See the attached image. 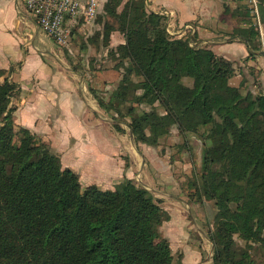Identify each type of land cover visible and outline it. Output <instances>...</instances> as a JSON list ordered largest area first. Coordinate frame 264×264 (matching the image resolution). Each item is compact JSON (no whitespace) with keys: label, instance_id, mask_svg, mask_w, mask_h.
<instances>
[{"label":"trees","instance_id":"1","mask_svg":"<svg viewBox=\"0 0 264 264\" xmlns=\"http://www.w3.org/2000/svg\"><path fill=\"white\" fill-rule=\"evenodd\" d=\"M146 1L108 10L125 37L115 67L124 74L107 97L93 93L117 115L116 129L126 124L137 144L158 146L173 126L197 137L202 170L185 190L191 201L213 204V264H264V92L233 86V61L192 45L190 36L170 37L164 17ZM244 15L247 26L232 35L247 42L252 57L261 49L260 33L248 6ZM94 28L108 47L116 27ZM17 89L0 68V264H183L161 234L168 216L153 193L132 180L109 191L83 189L43 140L16 124ZM156 102L164 113L134 106Z\"/></svg>","mask_w":264,"mask_h":264},{"label":"crops","instance_id":"2","mask_svg":"<svg viewBox=\"0 0 264 264\" xmlns=\"http://www.w3.org/2000/svg\"><path fill=\"white\" fill-rule=\"evenodd\" d=\"M146 3L179 32L191 25L193 29L184 31V37L190 36L196 46L233 61V86L254 94L264 92V22L261 19L258 28L261 49L252 57L247 42L232 35L234 29L247 26L244 0ZM121 7L117 0H102L97 27L103 29L109 9L121 13ZM97 27L79 28L80 33L92 35ZM122 44L124 36L113 31L109 46L100 50L107 54ZM60 47L24 11L22 0H0V68L18 86L11 102L16 124L43 140L59 156L63 168L78 174L83 188L95 185L109 191L132 180L152 192L168 216L160 230L173 254L179 253L183 264H213V243L203 222L214 218L215 210L212 202L198 203L187 195L190 156L181 151L180 157H173L177 151L170 152L166 146L137 144L124 123H119L123 131H118L117 115L106 111L96 95L107 97L111 93L107 89L114 91L121 76L111 63L85 68L84 74L75 71ZM173 140L179 144L177 137Z\"/></svg>","mask_w":264,"mask_h":264},{"label":"rangeland","instance_id":"3","mask_svg":"<svg viewBox=\"0 0 264 264\" xmlns=\"http://www.w3.org/2000/svg\"><path fill=\"white\" fill-rule=\"evenodd\" d=\"M126 2H127V0H123L121 10H123V7H124ZM105 17H107L105 23H109V24L115 26L116 27L115 31L118 32V35H123L121 33V30L118 29L119 28V22H120L119 19L116 16H111V15H105ZM165 25H166V28H167V31H168L170 37L179 38V35L176 34V31H175V29H173V27H170L167 22H165ZM81 34H82V36H81ZM94 34L85 35L83 33H80V28L74 29L72 31V36H71L72 52L68 51L64 47L63 48L60 47L62 49V52H63L65 58L67 59V61L70 64H72V66L77 67L81 70L88 68V67H90V68H95L97 66L103 67L105 65H109L110 63L112 64V66H114V68L116 66H118L120 64V62L122 61V57H121L120 53L117 52L118 47H115V48L113 47V49H110L107 52V54H105V52H103V50H100V48L98 47L99 43H101L100 47L101 46L103 47V38L102 37L97 38L96 37L97 35L95 36ZM78 36H81V38H78ZM88 44H90L93 49L90 48L88 46ZM114 70H116V69H114ZM118 73L120 75L121 74L123 75L124 70L122 69ZM110 92L112 93L113 89H111ZM134 106L139 107L140 110L145 111V112H150L153 108H157L161 113L165 112V110L161 107L159 102H156L153 106L147 104V105H145L144 109L141 108V106L138 104H135ZM146 108H148V109H146ZM124 113H126V111H124ZM122 119L124 121L129 120V118L127 119L125 117H122ZM173 129L176 130L175 133H172ZM172 130L168 136H166L165 138H163L161 140V143L159 145L168 147L169 151L172 149L177 151L173 157H180L181 151L184 152L185 154L187 153L188 156H190V159L192 161V163H191L192 176L189 177L188 180L190 178H193L194 175L200 176V173L202 170V149H203V145H202L201 141L195 136L188 137V138L183 136L182 134L179 133V130L176 126H173ZM172 137L173 138L177 137L179 139L178 140L179 144H176ZM169 151H168V153L172 152V151H170V152ZM138 179L140 180L141 178H138ZM188 180L186 181V183H188ZM83 189H85V188H83ZM157 200H159V199H157ZM159 202H160V205L162 206L161 200H159ZM211 204L212 203H210V205ZM203 223H205L206 226L204 229L208 233L209 232L208 229L212 228V226L214 225V218H212L210 220L206 219V222H203ZM238 242L240 244H243V242L240 240H238ZM213 248H214V245H213ZM212 253H213L212 255H214V249H213ZM175 257L178 260L180 258L179 253H176ZM253 257L258 262L263 261V257H262L261 253L254 251Z\"/></svg>","mask_w":264,"mask_h":264},{"label":"built area","instance_id":"4","mask_svg":"<svg viewBox=\"0 0 264 264\" xmlns=\"http://www.w3.org/2000/svg\"><path fill=\"white\" fill-rule=\"evenodd\" d=\"M261 28L260 1L244 0ZM24 11L33 15L42 31L57 44L72 52V31L81 26L88 28L94 24L100 13L102 0H22ZM170 27H173L169 25ZM176 28V27H175ZM191 25H185L182 32L175 29L179 38L184 31H191ZM194 45V43H191ZM111 88H108L107 91ZM148 109V108H146Z\"/></svg>","mask_w":264,"mask_h":264}]
</instances>
